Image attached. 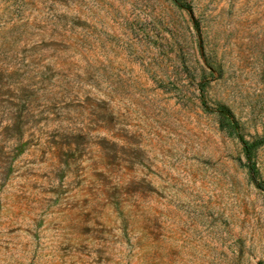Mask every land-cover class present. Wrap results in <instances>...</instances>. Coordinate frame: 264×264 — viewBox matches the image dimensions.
<instances>
[{
	"label": "rangeland",
	"instance_id": "1",
	"mask_svg": "<svg viewBox=\"0 0 264 264\" xmlns=\"http://www.w3.org/2000/svg\"><path fill=\"white\" fill-rule=\"evenodd\" d=\"M220 107L264 139V0H0V264H264Z\"/></svg>",
	"mask_w": 264,
	"mask_h": 264
},
{
	"label": "trees",
	"instance_id": "2",
	"mask_svg": "<svg viewBox=\"0 0 264 264\" xmlns=\"http://www.w3.org/2000/svg\"><path fill=\"white\" fill-rule=\"evenodd\" d=\"M175 1L177 3H180V0H175ZM217 112L219 114V120H220L221 127L228 129L230 132H234L239 138L243 146V150L245 152L246 158H247V167L249 169V173L252 179L255 181L258 187H263L262 184L258 181L256 168H255L254 163L252 162V156H253L254 149L260 146L261 144H264V139L249 141L239 132V124L232 117L231 113L229 112V110H227V108L220 107L217 110Z\"/></svg>",
	"mask_w": 264,
	"mask_h": 264
}]
</instances>
